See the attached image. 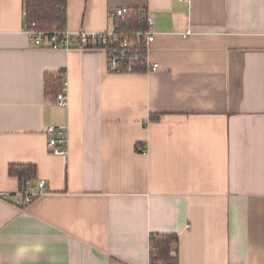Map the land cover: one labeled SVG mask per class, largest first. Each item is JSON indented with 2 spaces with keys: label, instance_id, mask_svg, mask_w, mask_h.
<instances>
[{
  "label": "crops",
  "instance_id": "0c3cea01",
  "mask_svg": "<svg viewBox=\"0 0 264 264\" xmlns=\"http://www.w3.org/2000/svg\"><path fill=\"white\" fill-rule=\"evenodd\" d=\"M128 6L154 20L156 71L37 46L25 1L0 0V264H150L153 233L178 235L176 264H264V0H67V28L111 29ZM12 163L46 181L28 205Z\"/></svg>",
  "mask_w": 264,
  "mask_h": 264
},
{
  "label": "built area",
  "instance_id": "2783aa9c",
  "mask_svg": "<svg viewBox=\"0 0 264 264\" xmlns=\"http://www.w3.org/2000/svg\"><path fill=\"white\" fill-rule=\"evenodd\" d=\"M189 1V0H181ZM127 11L121 7L111 12V16H120ZM146 28L126 30L121 25H114L104 31H72L37 30L25 25L32 42L37 46L60 48L100 47L107 53L109 71L115 73H133L139 71H156L160 65L151 61L149 56L150 43L155 38L153 30L154 20L146 12ZM65 77V72L63 73ZM60 105L67 104V80H63L62 89L57 94ZM48 134V148L53 154L66 155L68 153L69 138L65 126L51 124L46 127ZM46 181L40 179L33 187L25 191L22 200L31 203L36 197L45 192ZM22 196V195H21ZM150 264H162L151 259Z\"/></svg>",
  "mask_w": 264,
  "mask_h": 264
},
{
  "label": "trees",
  "instance_id": "16d2710c",
  "mask_svg": "<svg viewBox=\"0 0 264 264\" xmlns=\"http://www.w3.org/2000/svg\"><path fill=\"white\" fill-rule=\"evenodd\" d=\"M25 25L37 30H64L67 28V0H24ZM114 25L126 30L146 28V11L139 6H128L127 11L113 17ZM113 25V26H114ZM62 73L45 74V92L47 96L57 97L62 89ZM9 173L19 180V195L35 185L37 166L31 163H12ZM25 206L24 202H20ZM177 234L153 233L150 235L151 259L162 264H176L179 260Z\"/></svg>",
  "mask_w": 264,
  "mask_h": 264
}]
</instances>
